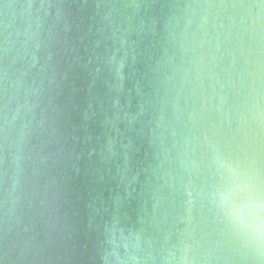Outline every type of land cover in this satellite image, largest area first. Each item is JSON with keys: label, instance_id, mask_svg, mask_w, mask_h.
Listing matches in <instances>:
<instances>
[{"label": "water", "instance_id": "95a60500", "mask_svg": "<svg viewBox=\"0 0 264 264\" xmlns=\"http://www.w3.org/2000/svg\"><path fill=\"white\" fill-rule=\"evenodd\" d=\"M0 264H264V0H0Z\"/></svg>", "mask_w": 264, "mask_h": 264}]
</instances>
